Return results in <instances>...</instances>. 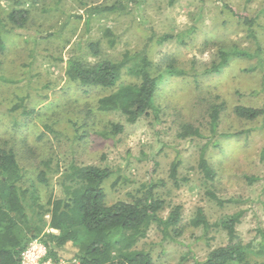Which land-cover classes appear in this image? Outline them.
I'll use <instances>...</instances> for the list:
<instances>
[{
    "label": "rangeland",
    "instance_id": "rangeland-1",
    "mask_svg": "<svg viewBox=\"0 0 264 264\" xmlns=\"http://www.w3.org/2000/svg\"><path fill=\"white\" fill-rule=\"evenodd\" d=\"M121 1L126 3L38 0L25 29L7 27L8 32L2 34L6 49H0V145L16 148L27 170L26 186L35 189L42 205H47L52 195H60V174L56 171L62 173L72 162L114 170L104 185L109 205L132 202L141 195L144 183L164 179L167 186L156 191L165 202L161 215L167 218L176 206H181L183 235L166 239L156 226L150 229L138 248L150 252L156 264H195L204 261L211 250L229 243L225 231L215 228L206 233L202 227L192 225L200 208L211 224L244 211L237 227L239 238L257 247L261 240L257 231L264 229V122L246 121L234 112L239 105L264 108L263 73L258 66L255 68L256 61H235L221 75L201 76L198 80L191 76L166 78L158 101L162 107L160 119L143 118L136 124H129L120 113L98 112V100L111 91L79 88L66 74L68 61L75 57L95 64L103 57L120 59L126 51H138L148 36L143 25L146 22L160 36L196 28L197 36L188 46L170 42L152 51L156 63L172 57L177 67L187 72L195 68L194 72L200 73L210 66L216 59L218 43L247 49L253 46L252 39L222 8L220 0H139L129 16L96 17L87 25L88 8ZM221 1L237 13L258 17L256 31L264 54V0ZM7 9L8 4L0 1V13ZM107 28L117 37L115 49L109 48ZM49 34L54 36L44 38ZM91 41H102L100 56L89 54L87 44ZM213 104H223L224 110L218 136L212 141H218L219 146L211 145L207 152L218 175L210 183L203 178L198 163L210 137ZM25 111L31 114L25 115ZM112 123L121 124L123 132L110 138L98 134L111 129ZM186 124L199 128L205 137L181 138L179 134ZM245 131L249 133L222 136ZM84 133L88 137L79 139ZM45 159L53 161L48 186L37 179ZM176 159L181 161L178 185L169 178ZM249 177L258 180L251 183ZM208 191L224 201L235 202L220 207L207 196ZM45 219L49 221V216ZM46 232L56 233L51 229ZM74 253L72 247L61 252V264Z\"/></svg>",
    "mask_w": 264,
    "mask_h": 264
},
{
    "label": "trees",
    "instance_id": "trees-1",
    "mask_svg": "<svg viewBox=\"0 0 264 264\" xmlns=\"http://www.w3.org/2000/svg\"><path fill=\"white\" fill-rule=\"evenodd\" d=\"M8 4V9L0 13V49H6L2 34L10 25L17 30L27 27L33 7L38 0H0ZM176 0H172L175 3ZM222 8L229 12L233 19L246 29L252 39V47L243 49L238 44L218 43L216 59L200 73L194 69L187 72L177 67L175 58L163 57L159 63L152 59L155 46L177 42L188 46L197 36L195 27H191L177 35L160 36L149 22L143 23L148 36L143 46L135 52L126 51L120 59L103 57L95 64L84 58H72L67 63L66 74L70 82L79 88H99L111 91L101 97L96 106L98 112L120 113L129 124H136L143 118L153 117L159 120L162 107L158 103L163 86L168 77L191 76L198 80L201 76L221 75L235 61H256V69L263 73L264 87V54L257 37L258 17H250L237 13L220 0ZM139 0H126L111 6H95L86 10L87 25L96 17L119 14L129 16ZM6 16H3L5 14ZM8 32V31H7ZM54 34H49L47 37ZM110 49H115L117 37L113 30L105 31ZM209 42L206 44V46ZM102 41H91L87 44L89 54L98 57ZM223 104H213L209 113L208 142L203 146L198 169L207 182H215L217 172L207 158L212 145L219 146L213 138L218 136L220 116ZM236 116L246 121L262 119L264 108L239 105L234 109ZM25 115L31 114L24 112ZM111 129L98 132L105 138L115 137L123 132L121 124L112 123ZM48 129L51 130L50 127ZM245 131L237 134H225L234 137L248 134ZM179 136L204 138L199 128L186 124ZM87 133L79 135L85 140ZM15 147L0 145V264H22V256L30 242L39 239L48 248L46 259L53 264H61L60 253L72 247L75 253L66 259L64 264H156L151 253L139 249V243L146 239L150 229L156 226L167 238L181 237L183 228L182 207L176 206L167 218L162 217L165 202L156 191L166 187L164 179L150 181L141 186V195L132 202L118 201L109 205L106 202L105 182L114 175L109 167L96 165L81 166L72 162L70 167L60 174L58 185L60 195H52L47 205L38 202L35 189L26 186L27 170L22 166ZM261 158L264 160V148ZM53 161L45 159L41 162V171L37 179L44 185L50 184L49 171ZM180 159H176L171 167L169 178L175 185L179 184ZM249 182L258 180L249 177ZM207 196L220 207L235 200L224 201L213 191ZM49 216V221L45 219ZM244 211L223 218L211 224L202 208L192 221L194 227H202L206 233L218 228L227 233L229 243L211 250L204 261L195 264H264V229L257 232L261 238L257 247L253 242L244 243L238 235L237 227L242 223ZM55 232H46V230Z\"/></svg>",
    "mask_w": 264,
    "mask_h": 264
},
{
    "label": "built area",
    "instance_id": "built-area-1",
    "mask_svg": "<svg viewBox=\"0 0 264 264\" xmlns=\"http://www.w3.org/2000/svg\"><path fill=\"white\" fill-rule=\"evenodd\" d=\"M48 248L39 240L32 241L22 256V264H51L50 259H46Z\"/></svg>",
    "mask_w": 264,
    "mask_h": 264
}]
</instances>
